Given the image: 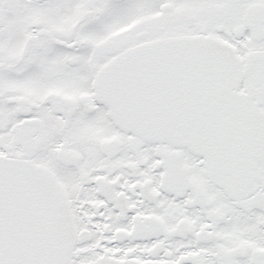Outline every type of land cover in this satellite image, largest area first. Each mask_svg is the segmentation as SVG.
I'll return each mask as SVG.
<instances>
[{"label":"snow or ice","instance_id":"6c2138e0","mask_svg":"<svg viewBox=\"0 0 264 264\" xmlns=\"http://www.w3.org/2000/svg\"><path fill=\"white\" fill-rule=\"evenodd\" d=\"M0 264H264V0H0Z\"/></svg>","mask_w":264,"mask_h":264}]
</instances>
